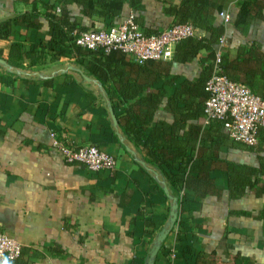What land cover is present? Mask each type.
<instances>
[{
  "label": "crops",
  "instance_id": "crops-1",
  "mask_svg": "<svg viewBox=\"0 0 264 264\" xmlns=\"http://www.w3.org/2000/svg\"><path fill=\"white\" fill-rule=\"evenodd\" d=\"M142 1L141 13L125 3L123 16L133 11L149 32L174 22L165 7L179 0ZM215 1L232 18L241 0ZM30 6L29 0H0V19ZM69 9L78 12L76 5ZM215 20H221L217 13ZM225 27L228 37L231 22ZM256 27L249 34L258 38L264 51V21ZM14 39L23 37L16 34ZM8 43L0 40V58L4 60L0 61V231L22 246L21 254L9 264H132L134 258L144 264L159 230L169 224L171 205H178L177 195L160 168L146 158L143 146L121 126L107 83L65 56L53 58L48 54L33 64L20 60L11 64L6 60ZM204 55L201 50L187 62L163 60L170 62V73L195 77ZM165 105L166 97L155 119H172ZM207 123L204 118L198 125L199 138ZM105 124L111 134L102 133ZM50 131L76 145H99L114 156V168L92 171L78 162L66 161L52 146ZM221 155L256 162L254 153L235 148L232 140L222 147ZM216 181L220 194L204 198L199 208L189 213L196 235L193 249L202 254L200 264H216L219 259L230 263L229 255L234 253L248 257L242 264H264V229L255 216L264 195L249 189L241 197L228 198L226 178ZM155 216L164 218L156 228H150L148 219ZM175 233L174 223L160 245L171 247L168 258L160 256L159 248L153 264H173Z\"/></svg>",
  "mask_w": 264,
  "mask_h": 264
},
{
  "label": "trees",
  "instance_id": "trees-1",
  "mask_svg": "<svg viewBox=\"0 0 264 264\" xmlns=\"http://www.w3.org/2000/svg\"><path fill=\"white\" fill-rule=\"evenodd\" d=\"M29 2V9L0 19V40H9L6 60L15 65V60L33 64L48 54L53 58L70 57L97 80L107 83V93L121 126L143 146L146 158L160 168L171 191L177 195L179 212L175 221L173 264H200L202 254L193 249L196 235L192 226L193 216L189 213L198 209L204 198L220 194L221 186L216 178H226L228 198L241 197L249 189L256 195H264V149L261 141L247 145L229 139L225 130H220L222 121L217 118L207 120L209 123L203 128L202 136L198 137V125L205 118V83L214 70L219 38L225 33L228 22H231L232 30L228 44L219 50V72L245 83L253 92L264 96V51L258 38L249 34L252 27L264 21V0H241L227 23L219 14L223 11L222 6L215 0H179L165 7V12L174 17V22L188 21L204 31L200 37L189 36L180 40L172 56L177 62H187L204 50L205 55L200 57L201 70L195 77L170 73L169 61L147 59L139 63L127 58L119 49L106 52L102 47L87 48L75 43L74 31L109 27L115 22L108 19L118 21L124 17L125 3L133 11L141 13L144 9L142 0ZM71 5L78 7L77 13L70 11ZM216 13L221 17L219 22L215 20ZM135 18L142 28L138 16ZM16 34L23 40H15ZM2 55L3 47L0 45ZM71 83L76 86L73 80ZM164 97L165 108L173 114L171 120L155 119ZM102 133L111 134L108 125H104ZM231 140L235 148L254 153L256 162L222 156V147L229 146ZM255 216L264 229V201ZM163 218L149 217L150 228H156ZM170 248L162 244L160 256L167 259ZM229 257L230 263L220 259L215 263L242 264L243 260H248L247 256L239 253ZM142 263L139 258L132 262Z\"/></svg>",
  "mask_w": 264,
  "mask_h": 264
},
{
  "label": "built area",
  "instance_id": "built-area-1",
  "mask_svg": "<svg viewBox=\"0 0 264 264\" xmlns=\"http://www.w3.org/2000/svg\"><path fill=\"white\" fill-rule=\"evenodd\" d=\"M224 23L230 19L228 11H220ZM129 11L124 17L106 28L74 31L75 43L87 47H102L106 52L119 49L141 63L147 59H170L176 44L189 36L200 37L202 29L191 22H173L155 32H145ZM228 44L221 35L212 74L206 80L204 100L206 120L220 119L227 135L247 145L260 141L264 149V96L253 92L245 83L232 80L219 72L220 48ZM52 146L69 162H78L88 170L113 169L114 156L93 143L73 144L60 139L50 131ZM262 138V140H261ZM22 251L21 244L0 231V261H11Z\"/></svg>",
  "mask_w": 264,
  "mask_h": 264
},
{
  "label": "water",
  "instance_id": "water-1",
  "mask_svg": "<svg viewBox=\"0 0 264 264\" xmlns=\"http://www.w3.org/2000/svg\"><path fill=\"white\" fill-rule=\"evenodd\" d=\"M0 61L4 62V60L1 59V58H0ZM109 112H110V115H111L113 121L115 122L116 118H115V115L113 113L112 107H109ZM165 190H166V188H165ZM173 199L176 200L175 197H173ZM177 207H178V205H177L176 202H174L171 205V210L169 211V224H168L167 227H162L159 230L154 243L151 245V247L149 249L148 258L145 260L144 264H153L155 254L159 250L162 241L165 239L167 233L172 228V226L174 225V223H175V221L177 219V215H178Z\"/></svg>",
  "mask_w": 264,
  "mask_h": 264
},
{
  "label": "clouds",
  "instance_id": "clouds-1",
  "mask_svg": "<svg viewBox=\"0 0 264 264\" xmlns=\"http://www.w3.org/2000/svg\"><path fill=\"white\" fill-rule=\"evenodd\" d=\"M0 264H9V262H8L7 259H5V260H3L2 262H0Z\"/></svg>",
  "mask_w": 264,
  "mask_h": 264
}]
</instances>
